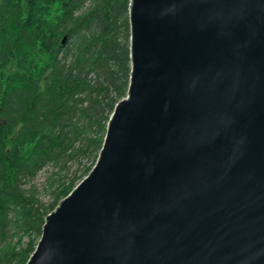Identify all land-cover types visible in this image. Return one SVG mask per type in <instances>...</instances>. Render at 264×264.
I'll list each match as a JSON object with an SVG mask.
<instances>
[{"label":"water","instance_id":"water-1","mask_svg":"<svg viewBox=\"0 0 264 264\" xmlns=\"http://www.w3.org/2000/svg\"><path fill=\"white\" fill-rule=\"evenodd\" d=\"M130 80L26 264H264V0H130Z\"/></svg>","mask_w":264,"mask_h":264},{"label":"trees","instance_id":"trees-1","mask_svg":"<svg viewBox=\"0 0 264 264\" xmlns=\"http://www.w3.org/2000/svg\"><path fill=\"white\" fill-rule=\"evenodd\" d=\"M129 8L0 0V264H26L45 217L95 165L128 92ZM45 168L49 204L33 184Z\"/></svg>","mask_w":264,"mask_h":264},{"label":"rangeland","instance_id":"rangeland-1","mask_svg":"<svg viewBox=\"0 0 264 264\" xmlns=\"http://www.w3.org/2000/svg\"><path fill=\"white\" fill-rule=\"evenodd\" d=\"M51 172L50 168H45L42 172L38 174L33 184H35L38 188H40V199L43 203L49 204L52 201V189L45 187V179ZM44 187L46 189H44Z\"/></svg>","mask_w":264,"mask_h":264}]
</instances>
